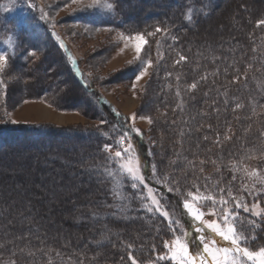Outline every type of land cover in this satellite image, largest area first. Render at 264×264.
Listing matches in <instances>:
<instances>
[{
  "label": "trees",
  "instance_id": "16d2710c",
  "mask_svg": "<svg viewBox=\"0 0 264 264\" xmlns=\"http://www.w3.org/2000/svg\"><path fill=\"white\" fill-rule=\"evenodd\" d=\"M107 1L112 5L114 15L110 20H104V25H109L125 35L154 32L157 26L169 29L167 34L162 32L148 38L147 50L151 51L152 47L157 45V41L159 46L165 47L168 57L161 65L168 72L182 70L179 72L182 76L180 85L188 81L187 76L189 80L196 79L205 72H212L219 67V76H209L206 85L202 84L196 94L187 95L185 109L180 113L184 112L183 115L190 118L189 112L194 111L195 119L191 117L192 121L197 120V117L199 121L201 120L199 114L209 111L208 105L213 99L219 100L217 106L223 108L224 97L218 96L215 89L219 87L223 92L228 86L235 74L233 65L240 67L243 72L244 66L249 61H257L254 63L255 68H259L260 63L264 62V28L256 27V21L264 19V0ZM189 15L196 22L188 23ZM26 25L17 24L13 15L0 13V40L9 35H14L16 38L14 54L8 56L9 67L26 80L24 81L26 89L27 87L30 89L35 83L29 78H34L35 74L40 72L46 73L43 79L36 81L37 85L32 86L29 95L46 96L47 91L60 85L61 80L64 79L59 76L60 67L65 70L70 82L67 83L64 79L67 86L65 85L66 87L58 93V96L63 98L61 102L58 100L59 105L79 111L88 109L98 120L107 123L98 125L99 128L9 122L0 124V245L11 247L8 241L15 237L30 236V242L18 241L17 246L24 247L27 243L28 247L25 249L27 253L33 247H41V241H44L46 246L58 249L64 254L63 259L53 254V264H68L69 256L73 259L78 258V255L74 254H83L89 260L94 257V264H130L126 251L118 241H131L137 248L143 246V251L135 254L147 264L155 255L149 250L151 245L155 243L157 252L162 254L163 240L171 239V234H166L167 222L163 221L164 230L157 235L156 228L161 224L162 218L155 219L140 209V202L135 199L130 182L126 178L123 179V191L130 198L127 201L130 207L126 212H121L117 207L120 202L114 200L111 194L113 181L103 174V167H116L115 164H108L103 146L106 143L112 144L123 134L120 128L126 122L124 115L98 92L94 80L86 77L78 59L71 57L66 43L62 42L63 47L61 44L60 47L50 45L47 47L46 43L43 49H38L36 46L34 49L31 47L32 44L28 46L31 40L29 24ZM173 36L179 38L174 47ZM253 48L256 49L255 52ZM56 50L57 54H55ZM177 52L189 56L192 63L172 66L170 60L178 57ZM29 53L34 55L29 58ZM50 54L60 61L58 69H53L55 65L48 60ZM213 57L220 59L213 62ZM73 60L76 61L75 65L72 63ZM50 66L51 69L48 68ZM225 67H228L227 76L224 74ZM255 75L259 82L264 83V75L260 72H256ZM167 79L169 84L167 82L164 84L165 81L161 79L157 80V83L158 86L164 84L165 86L162 87L164 93H168V95L160 94L159 102L169 108L175 98L174 95H169V92L175 91L176 86L170 84L172 77ZM71 86L77 90L75 94L70 89ZM256 87L257 80H250L248 88L232 85L228 88L229 98L235 97L244 102L250 96L258 99L257 92L249 91ZM210 89L211 98L206 100L203 93ZM191 96H194V99ZM80 100L82 105H79ZM54 103L56 104L55 101ZM260 103L264 104V100H260ZM213 115L216 114L213 113L210 119H202L212 122L211 130H208V126L206 128L204 126L201 131L192 132L196 142L204 147L201 146L196 149L197 151L203 149L205 152L212 146L211 140L209 143H202L203 137L205 135L210 137L212 134L214 136L217 129L221 134L225 121L230 122L232 127L242 125V129L246 128L243 127L246 122L253 125L251 132L246 133L244 130V135L237 136L238 142L234 141L226 146L223 152L225 156H228L229 152H236L242 145L252 148L259 144L257 132L261 126L264 127L262 122L264 117L243 119L251 116L250 111L233 113L231 108L228 109L227 114L221 111L219 116L212 117ZM237 116L242 118L241 121H237ZM221 119H224L223 122H218ZM176 128L174 127L172 131ZM142 133V137L133 134L132 138L145 158L151 161L152 158L147 157V152L149 149L152 152L153 150L148 138L144 132ZM185 146L188 149H195L193 143H187ZM115 150L114 147L113 153ZM190 151L193 152L191 149ZM211 159H216V155H211ZM225 161L227 160L223 162ZM17 165L20 167L18 168ZM150 170L149 168L147 172L149 177H151ZM158 171L162 178L159 165ZM226 178L230 179L231 176L226 175ZM74 183L75 186L78 185L76 195H73L71 190L68 191L69 188L74 187ZM148 183L164 195V202L171 205L169 210L174 209L175 217L181 219L184 227L189 229L190 223L179 198L167 192L163 184L156 183L153 179H149ZM50 199L53 203L47 202ZM93 213L99 215L94 217ZM125 216L130 219H126ZM256 235L254 246L264 245V231H258ZM121 257H124L123 262ZM3 258H8L6 250ZM18 259L21 260V264H25L23 257ZM47 262L48 257L44 256L38 257L35 264H47Z\"/></svg>",
  "mask_w": 264,
  "mask_h": 264
},
{
  "label": "snow or ice",
  "instance_id": "6c2138e0",
  "mask_svg": "<svg viewBox=\"0 0 264 264\" xmlns=\"http://www.w3.org/2000/svg\"><path fill=\"white\" fill-rule=\"evenodd\" d=\"M29 8H35L34 4H29ZM109 9L112 5H108ZM11 7L4 8L3 11L10 12ZM43 13V9H41ZM46 14L41 16L45 19ZM188 23H194L193 17L188 16ZM257 28H264V19L256 21ZM167 34L169 29L157 26L154 32L141 33L136 32L132 35H123L125 41H131L132 46L136 52V59L144 64V67L135 76V81H139L142 77L149 74V69H153L154 74H158L160 64L164 61L165 56L159 51V41H157V55L155 61L150 56V50H146L148 45V38L155 37L159 33ZM55 35V33H53ZM178 37L173 36V47L178 41ZM63 47V44H61ZM127 47V44H125ZM256 49L253 48V52ZM143 52V55H142ZM34 53H29V58ZM178 60L174 61L175 65L192 63L189 56L177 52ZM147 56V60L144 57ZM71 59V57H69ZM8 57L0 51V73L6 69L8 64ZM218 57H213L215 62ZM247 59V57H244ZM257 61H249L241 72L240 67L233 65L234 75L228 86L221 92L217 87L215 90L218 96H223V108L217 105L219 100L213 99L208 105L209 111L200 113V119L211 118L215 113L220 115L221 111L227 114L229 108L233 113L250 111L251 116L243 119H251V117H264V111L257 112V108L264 109V104L260 100H264V83L259 82L255 73L260 72L264 75V62L260 63L259 68L254 67ZM72 63L75 65L76 61ZM131 63V62H130ZM220 74L219 67L212 72H205L190 85L182 88L180 85L181 74L176 75V90L175 97L177 100L176 107L172 109L173 112L177 110L183 111L185 109V95L184 93H195L202 84L207 83L208 77H217ZM224 74L227 76L228 67H225ZM172 73L166 72V78H171ZM250 80H257L256 89H250V93L255 91L259 98L251 97L246 101H240L235 97L229 98L228 88L232 85L248 88ZM215 84V80H213ZM136 84L133 83L135 89ZM169 87H171L169 85ZM7 95V85L5 81L0 79V96ZM206 100L211 98V89L203 93ZM194 99V96H191ZM119 115V113H116ZM146 119L151 125L154 119L150 116L141 117ZM127 119H135V113L132 117ZM192 119H195L193 117ZM237 121H241V117H236ZM16 123V121H11ZM186 122V121H185ZM264 122V121H262ZM107 121L101 120L100 125H104ZM225 123H229L225 121ZM175 125L176 121L173 120ZM99 128V126H97ZM204 126L201 124L196 129L197 132L203 130ZM212 129V125H208V130ZM120 131L122 135L115 139L112 144H105L103 146L108 164H115V168L108 166L103 167V174L107 178H111L113 186L111 194L114 200L120 203L117 207L121 212H126L130 207L127 201L130 199L125 195L123 188V179L130 182L135 199L140 202V209L146 214L151 215L155 219H161V224L157 226V235L164 230L166 221L167 233L171 234V239L163 240L164 252L161 254L157 252V246L153 243L150 247V252L155 255L147 264H264V245L254 246L257 240L256 233L264 231V144H260L251 149L242 145L236 152H229L227 162L224 161V156L221 155L228 144L238 142V137L233 131L231 124L221 136L217 129L215 138L211 139L205 135L202 143H209L211 140V147L205 150L204 158L199 159L200 152L193 153V159L188 160L185 164V171L177 175L175 173L165 174L162 178L158 171V163L154 159V153L151 149L147 152V157L152 158L151 161L146 159L142 154L141 149L132 138L133 134L137 137H142L141 130L134 127V125L126 122L121 126ZM246 133L251 132V126L245 129ZM192 135L191 128L187 133L181 131V137L184 135ZM257 138L264 141V130H258ZM181 145L183 140L180 141ZM202 145L197 144L199 149ZM116 148L113 153L112 149ZM242 153V154H241ZM211 155H216V159H211ZM186 159V157H185ZM254 162V163H253ZM171 163H175L172 161ZM211 165L213 171L207 172L206 169ZM151 169V177L147 175L148 169ZM99 172V169H97ZM191 173L189 178L188 172ZM226 171L231 173V178H226ZM215 177V178H214ZM149 179H153L156 183H161L166 188L167 192L173 193L182 203V207L186 216L192 222V227L186 229L181 219L175 217L174 209L169 210L170 203L164 202L165 197L158 189L151 187L148 183ZM248 215H243V214ZM98 213H93V216H98ZM209 216L211 219L205 220L204 217ZM126 219H130L125 216ZM142 218V217H141ZM29 237H15L8 241L6 245H0V264H21L18 257H23L25 264H35L38 257H48L47 264H53L52 257L63 259V253L52 247L46 246L44 241H41V247H33L27 253L25 249L28 247L27 243L24 247H18V241H29ZM221 241L224 243L222 244ZM127 253V260L130 264H144L135 253L142 252L143 246L137 248L134 242L118 241ZM5 250L8 253V258L4 259ZM78 255L77 259L72 256L68 257V264H94L95 258L89 260L83 254ZM123 262L124 257H121Z\"/></svg>",
  "mask_w": 264,
  "mask_h": 264
},
{
  "label": "rangeland",
  "instance_id": "374dc122",
  "mask_svg": "<svg viewBox=\"0 0 264 264\" xmlns=\"http://www.w3.org/2000/svg\"><path fill=\"white\" fill-rule=\"evenodd\" d=\"M30 3L34 4L35 8H29L28 5ZM109 4L111 3L107 0H0V13L15 16L17 24L22 26H27L26 24H29L30 29L28 28V31L31 42L28 46L32 44L31 47L34 49L35 46L38 49H43L46 43L47 47L48 45L51 47H60L62 42L66 43L71 57L78 59L86 77L94 80L98 92L102 94L109 103L115 106V109L119 110L121 114L124 115L125 121L128 122V124L134 125L135 128L144 132L155 154V160L158 162L162 176L172 173L179 175L185 171L186 162L194 158L193 152H197V144L199 143L196 142L194 135L186 134L181 137V131L187 133L188 129L191 128L192 132H194L201 124L206 128L208 124L212 122L207 120L199 121V117H197V120H190L191 117H195L194 111L193 113L191 111L189 112L190 118L183 115L184 112L181 114V110H178V112L176 111L177 113L173 112L172 109L175 108L177 104L176 97L171 107L168 108L161 105L159 102L160 94L168 95V93H164V88H162L168 81L166 78V72L168 71L163 69L162 63L160 64L158 74H154L153 69L150 68L148 75H145L139 81H135L136 74L144 67V64L136 59V52L132 46V42L125 41L122 38V34L125 35L124 33L109 27V25H104L103 21L110 20L114 15L113 7L109 9ZM9 7L13 10L10 12L3 11L4 8ZM248 7L249 6H247V9ZM41 9H43V13ZM44 14H46V18L41 19V16ZM53 33H55V35H53ZM46 37H48V39H46ZM15 43V36L9 35L3 40H0V51L4 52L7 57L14 54ZM125 44H127V47H125ZM147 47L148 45L146 46V50ZM55 48L59 50L57 47ZM57 50L55 54H57ZM159 51L164 54V60H167L166 57H168V54L165 47L159 46ZM150 53V56L155 61L157 45L152 47ZM147 58V56L144 57L145 60H147ZM171 59L170 63L174 66V61L178 60V57ZM48 60L55 65L53 69H58L57 66H60L59 60L53 58L51 54L48 55ZM48 68L51 69L52 66ZM58 70L59 76L64 78L67 83L70 82L66 77L65 70L60 67ZM169 72L172 73V82H170V84L172 83V85L175 84L176 86V75L180 73L175 70H169ZM45 74L46 73L40 72L35 74L34 78L32 77L29 79L32 81L34 80V84L37 85L36 81L43 79ZM0 76L7 85L6 97L0 96V124L16 121V123L19 124H50L62 127L100 125L101 120H98L88 109L86 111H79L63 108L59 105L58 100L61 102L63 98L62 96H58V93L67 86V83H64V79L61 80L60 85L47 91L48 93L46 92V96L33 97L31 94L29 95V93L32 92V86L34 87V84L31 88L29 87L30 89H28V87L26 89L24 83L26 80L21 77L18 72L10 68L8 64L6 65V69L0 73ZM187 78L188 81L181 83L182 88L193 82L194 78L191 79L190 77L191 80H189L188 76ZM159 79L163 82L165 81L161 86H158L157 83ZM134 82L136 84L135 89L133 88ZM70 89H72L74 94L77 91L72 88V86ZM171 91L169 95L172 94L175 96V91ZM184 95L187 99V95L189 94L184 93ZM79 105H82L81 100ZM258 110V112L264 111L262 108H258ZM134 113L135 119L126 120V118L132 117ZM148 116L154 119V123L151 125L146 119L141 118ZM214 116L216 115L212 117ZM173 120L176 121L175 125H172ZM223 120L224 119L218 120V122H223ZM229 123H224L222 125L224 128L221 132V136L229 127ZM241 126L232 127L235 133L238 132V134H236L237 136L244 135L245 129H248L250 126L251 129L253 127L252 124H247V122L243 126L246 127L245 129H242ZM174 127L177 128L172 131ZM259 130H264V127L261 126ZM210 138L214 139L215 135L213 136L212 134ZM181 140H183L182 145L180 143ZM187 143H193L195 149H188L185 146ZM254 143L253 145H255ZM260 144H264V141L259 140L258 145ZM202 148L204 147L202 146ZM190 149L193 151L192 153ZM248 149H251V147ZM221 155H223L226 160L228 159V156H225L224 153ZM203 158L204 151L202 149V151L200 150L199 159ZM172 161H175L174 164H176V166L171 163ZM181 161L182 163H180ZM226 162L227 161H225V163ZM17 167L19 168L20 166L17 165ZM206 171L211 173L213 171L212 166L209 165ZM190 174L191 173L188 172L189 178ZM226 175L231 176V173L226 171ZM73 186L74 187L69 188L68 191L71 190V193L76 195V188L78 185L75 186L74 183ZM23 187L24 185L20 188L22 189ZM51 199L47 200V202L50 201V203H53ZM204 219H211V217L205 216ZM221 243L223 244L224 242L221 241Z\"/></svg>",
  "mask_w": 264,
  "mask_h": 264
}]
</instances>
